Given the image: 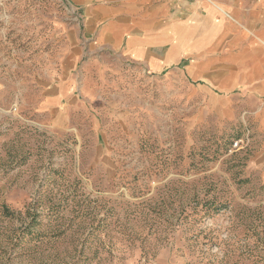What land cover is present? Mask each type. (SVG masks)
<instances>
[{"label":"rangeland","instance_id":"1","mask_svg":"<svg viewBox=\"0 0 264 264\" xmlns=\"http://www.w3.org/2000/svg\"><path fill=\"white\" fill-rule=\"evenodd\" d=\"M82 24L0 0V264H264V133Z\"/></svg>","mask_w":264,"mask_h":264},{"label":"crops","instance_id":"2","mask_svg":"<svg viewBox=\"0 0 264 264\" xmlns=\"http://www.w3.org/2000/svg\"><path fill=\"white\" fill-rule=\"evenodd\" d=\"M69 2L83 17V52L182 78L208 107L264 133V0Z\"/></svg>","mask_w":264,"mask_h":264},{"label":"built area","instance_id":"3","mask_svg":"<svg viewBox=\"0 0 264 264\" xmlns=\"http://www.w3.org/2000/svg\"><path fill=\"white\" fill-rule=\"evenodd\" d=\"M244 143V141L240 140V141H237L236 144H235V147L236 148H240V145H242Z\"/></svg>","mask_w":264,"mask_h":264}]
</instances>
